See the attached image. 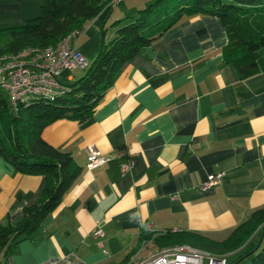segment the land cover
<instances>
[{
  "label": "crops",
  "instance_id": "crops-1",
  "mask_svg": "<svg viewBox=\"0 0 264 264\" xmlns=\"http://www.w3.org/2000/svg\"><path fill=\"white\" fill-rule=\"evenodd\" d=\"M43 1L0 0V30L38 16ZM116 1L93 23L105 28ZM228 42L218 17H184L120 68L92 118L48 125L43 138L70 152L81 173L33 233L0 249V264L71 253L87 264H138L161 249L153 238L163 231L224 241L263 208L264 74L242 78L225 61ZM89 148L111 161L88 169ZM129 159L133 168L122 175ZM220 173L217 185L202 190ZM45 183L15 171L0 153V225L18 223ZM97 224L101 238L93 236ZM263 238L258 232L251 240L260 246Z\"/></svg>",
  "mask_w": 264,
  "mask_h": 264
},
{
  "label": "trees",
  "instance_id": "trees-1",
  "mask_svg": "<svg viewBox=\"0 0 264 264\" xmlns=\"http://www.w3.org/2000/svg\"><path fill=\"white\" fill-rule=\"evenodd\" d=\"M113 0H44L40 14L24 25L0 30V57L25 47L56 45L74 30L96 19ZM155 0L136 17L115 22L114 39L103 41L97 58L67 94L55 100L36 99L12 106L0 87V153L15 171L44 176L40 200L25 207L18 223L0 225V249H8L19 238L33 233L59 205L81 173L70 152L48 143L44 129L58 119L80 123L94 115L120 68L144 47L184 17L205 14L218 17L228 35L223 49L225 61L234 65L242 78L264 74V0ZM126 21L125 24L120 25ZM264 232V207L237 226L224 241L195 232L167 233L153 238L160 248L189 244L215 254L240 248L251 254V264H264V245L251 240ZM255 250V252H254ZM229 264V263H228Z\"/></svg>",
  "mask_w": 264,
  "mask_h": 264
},
{
  "label": "built area",
  "instance_id": "built-area-1",
  "mask_svg": "<svg viewBox=\"0 0 264 264\" xmlns=\"http://www.w3.org/2000/svg\"><path fill=\"white\" fill-rule=\"evenodd\" d=\"M82 29L74 30L56 45L46 48L25 47L15 54L0 57V87L7 92L12 106L32 103L36 99L55 100L70 92L71 88L61 80L64 72L86 70L88 62L79 50ZM70 80L72 75L68 77ZM111 156L96 148H89L87 168L92 170L111 161ZM134 161L129 159L120 164L122 175L133 168ZM223 174L210 175L202 190L217 185ZM177 233L178 230L163 231L161 234ZM93 236H104L103 229L97 224ZM103 246L102 242H99ZM224 255L214 254L189 244H176L159 249L138 264H228ZM39 264H87L77 254L48 259Z\"/></svg>",
  "mask_w": 264,
  "mask_h": 264
},
{
  "label": "rangeland",
  "instance_id": "rangeland-1",
  "mask_svg": "<svg viewBox=\"0 0 264 264\" xmlns=\"http://www.w3.org/2000/svg\"><path fill=\"white\" fill-rule=\"evenodd\" d=\"M154 2L155 0H117L113 11L110 13L111 20L106 23V27L103 28L104 21L103 20H96L93 23V20L88 22L84 28L82 29V37L79 42V50L85 56L88 62V68L86 70H76L74 72H64L61 76V80L67 84L71 85L80 79L86 71L89 69L93 61L97 58L100 53L101 45L103 41V29L106 30L105 33V41L106 43L111 42L116 34V26H114L115 22L120 18H127V17H136L139 13L133 9L137 6L140 2ZM174 2H178L175 0ZM41 10V8H40ZM119 17V18H118ZM128 20H124L120 25H123ZM69 75L73 76V79H68ZM5 95L9 98L6 91ZM264 239V238H263ZM264 245V240H263ZM218 255H224L228 258L229 264H251V255H245L244 251H238L234 254L229 255V253H220Z\"/></svg>",
  "mask_w": 264,
  "mask_h": 264
}]
</instances>
